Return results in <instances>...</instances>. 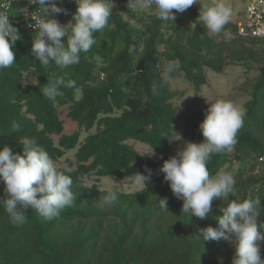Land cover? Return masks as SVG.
<instances>
[{
	"label": "trees",
	"instance_id": "obj_1",
	"mask_svg": "<svg viewBox=\"0 0 264 264\" xmlns=\"http://www.w3.org/2000/svg\"><path fill=\"white\" fill-rule=\"evenodd\" d=\"M5 1L0 0V11L5 9L1 7ZM29 1L14 0L10 15H18L20 6ZM56 2L61 6V0ZM33 8L38 9L36 5ZM190 10L199 16L195 6ZM111 11L108 27L94 34L96 44L88 53L80 54L79 64L68 69H61L54 62L44 69L31 51L35 32L16 26L21 39L13 49L15 63L0 70V150L8 146L23 155L24 141L35 139L54 162L75 150L76 166L70 163L68 169L57 170L72 178L76 200L51 221L42 220L29 208L23 225L12 223L0 206V264H232L233 257L223 253L229 241L197 238L199 229L219 227L216 217L222 215L220 209L226 206V201L214 199L212 212L203 220L183 213V202L173 195L159 171L170 157L154 161L139 155L127 142L134 139L160 152L167 150L173 136V122L179 113L171 101L168 84L161 82V56L177 60L185 76L199 86L205 79V66L221 69L222 48L199 20L193 29L185 24L182 13H176V24L168 25L174 29V35L165 38L162 29L167 23L157 20L151 11H129L133 22L125 19L115 6ZM73 13H59V22L66 25L72 21ZM230 26L236 35L227 46L232 58L261 63L264 49L252 52L244 47L247 42L264 44V37L244 36L236 24ZM161 43L166 44L165 51L159 50ZM97 56L104 57L105 62L98 68ZM65 72L76 81V87L62 88L64 95L55 102L44 97L41 89ZM100 72L106 75L97 82ZM29 75L37 80L23 84L21 81H27ZM77 91H81L79 98ZM66 106V117L78 125L69 134L64 133L62 116ZM204 112L196 110L187 118L184 132L196 142L204 139L199 129ZM245 112L244 126L234 149L213 155L207 168L214 176L224 171L226 165L238 164L234 174L236 192L228 200L260 199L257 225L261 230L264 73L254 82ZM17 124L19 128L14 130ZM83 131L87 134L82 139ZM145 166L152 170L151 184L135 192L112 190L118 200L111 207L101 208L98 201L109 191L85 183L86 177L93 175L98 178H132L136 172L147 175ZM4 187L0 182V198H5ZM165 197L168 212L157 203V199ZM230 250L234 252V245Z\"/></svg>",
	"mask_w": 264,
	"mask_h": 264
},
{
	"label": "clouds",
	"instance_id": "obj_2",
	"mask_svg": "<svg viewBox=\"0 0 264 264\" xmlns=\"http://www.w3.org/2000/svg\"><path fill=\"white\" fill-rule=\"evenodd\" d=\"M33 3L38 11L35 18H31L34 24L30 26L35 29L31 51L44 69L53 62L61 69L79 64L80 54L88 53L96 44L94 34L102 33L108 27L114 7V0H75L76 11L72 14V21L62 25L60 18L57 20L54 16L59 13L67 15L68 12L58 6L56 0H33ZM197 3L200 0H128L127 7L131 11L149 10L157 20L174 23L176 13H182ZM232 15V8L218 0L200 9L198 20L209 35H218L224 31ZM19 39L18 29L9 22V14L0 11V70L15 63L13 49ZM179 67L178 61L167 62L161 74L162 84L170 83ZM21 82L29 84L24 80ZM75 87L76 81L65 72L50 81L41 93L55 102L57 97L64 95L62 88ZM153 92H156L155 86ZM206 102L208 107L199 124L203 141L187 142L175 156L163 162L159 171L164 174L163 179L168 182L173 195L183 202L182 212L189 216L203 220L212 212L214 199L226 201V206L220 209L222 215L216 217L219 227L201 228L197 238H202V241H218L221 238L230 241L234 245L232 264H264L260 255L264 223L259 225L261 230L257 225L260 199L228 200L229 195L233 196L236 192L234 176L227 171L212 176L207 168L213 155L234 149L237 135L244 126L245 109L228 100L212 102L206 99ZM18 128V124L13 126L14 130ZM177 137L176 140L181 139L179 135ZM22 145L23 155L13 152L8 146L0 150V182L5 185L6 194L5 198H0V206L16 225L27 222L26 210L29 208L34 209L44 221L58 218L76 200L72 191L73 180L57 170L54 160L35 139H27ZM146 154L154 156V149L139 153L141 156ZM145 171L147 175L136 172L132 177L136 188L145 189L146 183L151 181L152 170L145 166ZM117 200V193L111 190L98 199L101 208L114 206ZM157 203L158 207L167 211L166 197L157 199Z\"/></svg>",
	"mask_w": 264,
	"mask_h": 264
},
{
	"label": "rangeland",
	"instance_id": "obj_3",
	"mask_svg": "<svg viewBox=\"0 0 264 264\" xmlns=\"http://www.w3.org/2000/svg\"><path fill=\"white\" fill-rule=\"evenodd\" d=\"M218 0H200V3L194 4L200 12V9L203 10L205 5H212L217 3ZM221 2L230 6L233 11L232 18L228 23V26H225V29L222 33L218 35H210L213 40L218 43L219 48L221 50V59H222V67L220 70H215L213 68L205 66L203 68L204 72V82L199 86L193 81H190L185 73L180 69L177 70L173 74V78L168 83L170 92L172 93L171 101L173 105L176 107L179 113V118L173 122V136L168 141L167 150L155 151L154 156H149L152 160L157 161L161 160L164 157L175 156L179 150H182L185 147L187 142H196L195 140H191L188 138L184 132L185 127L187 125V118L190 113L196 110L205 111L208 107V103L206 99L212 102L216 100H228L234 102L237 106L243 107L246 109V103L252 97V88L254 82L259 79L264 73V59L260 61L261 63L249 60V58H232L233 55L227 50V46L236 38L235 33L232 31L230 25L240 24V19L245 18L244 11L247 5V0H221ZM128 0H114V6L116 9L121 10L125 19H129L133 22L134 17L130 16L131 10L127 7ZM146 11V10H142ZM146 14V13H144ZM133 18V19H132ZM148 19V18H147ZM145 18V20H147ZM181 19L185 24L189 25L192 29L196 26L198 17L193 14L188 8L184 12H182ZM166 26L162 29L163 35L165 38L170 35H174V29L172 26H168L169 24H176V19L173 22L167 21ZM144 38L140 41V49L143 48ZM167 46L165 43H161L159 45L160 51H165ZM250 49V50H249ZM257 49H264V44L262 43H251L247 42L244 50L247 51H256ZM258 51V50H257ZM250 54V52H249ZM216 55V54H215ZM239 55V54H238ZM96 56V55H95ZM263 56V55H262ZM169 61H177L175 59L166 58L165 56H161V67L164 70L166 63ZM97 68L105 64L104 57L97 56L96 57ZM139 73V71H135V73ZM100 75V76H99ZM106 74L100 72L97 75L96 81L100 82L102 77L104 78ZM101 77V79H100ZM37 79L34 75H29L27 78V82H35ZM129 89V88H128ZM130 90V89H129ZM81 91L76 92V97H80ZM185 96H187L185 98ZM185 98V99H184ZM181 102V103H180ZM180 104V105H179ZM178 107V108H177ZM65 112V113H64ZM67 106L65 111H63L62 116L65 119V130L64 133H72L78 129V125L76 122L71 121L66 117ZM87 132H82L81 138L83 139L86 136ZM179 135L181 139L176 140ZM56 142L58 141V137H55ZM127 142L136 149L139 153L150 152L152 149L139 141H135L134 139H128ZM146 156H148L146 154ZM76 158H75V150L68 152L59 161L55 162L57 168H66L70 167V163H73L74 167L76 166ZM238 170V164L230 167L229 165L225 166L224 171L230 172L233 176L235 172ZM85 183L87 185H98L101 190H119L124 192H135L142 188H136L132 182L131 177L118 178L115 176H105L98 178L96 175L91 177H86ZM150 182L146 183V186L150 185ZM233 244L229 241L226 243L225 248L223 249V253L225 255H229L234 257V252H231V246ZM260 255L261 259H264V244L261 243L260 246Z\"/></svg>",
	"mask_w": 264,
	"mask_h": 264
},
{
	"label": "built area",
	"instance_id": "obj_4",
	"mask_svg": "<svg viewBox=\"0 0 264 264\" xmlns=\"http://www.w3.org/2000/svg\"><path fill=\"white\" fill-rule=\"evenodd\" d=\"M14 0H7L2 3L3 12L9 14V22L14 26H19L22 29L35 32V29L30 25L34 24L31 18H35L38 9H34L33 0L24 3L19 8V13L16 16L10 15V7ZM61 6L67 9L68 14L73 13L74 7H76L75 0H61ZM65 15L64 13H62ZM67 14V15H68ZM49 18H53L50 16ZM55 19H59L58 14H55ZM239 32L244 35H250L255 37H264V0H247L245 8V19L240 21ZM261 157L260 160H263Z\"/></svg>",
	"mask_w": 264,
	"mask_h": 264
}]
</instances>
